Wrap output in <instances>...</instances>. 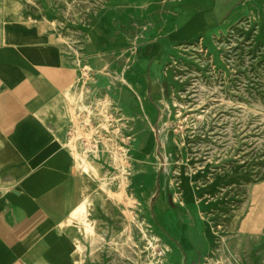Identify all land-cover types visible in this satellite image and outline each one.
<instances>
[{"label": "rangeland", "instance_id": "374dc122", "mask_svg": "<svg viewBox=\"0 0 264 264\" xmlns=\"http://www.w3.org/2000/svg\"><path fill=\"white\" fill-rule=\"evenodd\" d=\"M181 1L83 0L78 15L84 32L108 13L120 30L132 27L136 32L168 19ZM263 2H247L248 8L254 4L234 23L219 18L174 50L163 83L167 116L159 119L157 113L148 125L134 121L136 134L130 132L124 104L115 95L118 105L101 93L87 100L97 91L90 87L92 78L84 65L82 87L66 96L65 112L75 122L68 144L84 180L80 206L63 225L69 230L72 264H166L172 254L160 238L155 209L161 191L174 199L185 226L198 228L196 219H205L218 246L212 256L221 255L231 262L227 264L253 260L252 252L238 253L240 231L229 228V220L239 212L236 220L248 219L245 228L251 234L253 227H260L253 233L259 236L255 244L246 241L255 245L256 257L264 259ZM95 99L114 113L116 127L91 151L93 131L76 121L75 111L89 113ZM189 193L200 202H215L206 203L211 206L205 211L180 208L178 203ZM62 254L67 256V249Z\"/></svg>", "mask_w": 264, "mask_h": 264}, {"label": "crops", "instance_id": "0c3cea01", "mask_svg": "<svg viewBox=\"0 0 264 264\" xmlns=\"http://www.w3.org/2000/svg\"><path fill=\"white\" fill-rule=\"evenodd\" d=\"M253 1L184 0L168 19L136 32L132 27L120 30L108 13L84 32L78 15L83 0H0V264H72L69 230L63 225L80 206L84 180L68 144L75 122L65 112L66 96L82 87L84 65L89 67L90 87L97 91L87 100L101 93L116 101L115 95L124 104L130 132L136 134L134 121L148 125L157 113L159 119L167 116L163 83L174 50L219 18L234 23ZM121 76L145 82L144 95L121 82ZM92 146L96 151L100 144ZM185 198L178 206L197 211L215 202H200L194 193ZM175 204L164 191L155 203L160 238L172 254L165 263H231L210 254L218 246L205 219H196L198 228L185 226ZM236 216L229 228L240 231L238 253L252 252L250 264H264L253 245L259 238L253 233L260 227H253L251 234L245 228L248 219L238 223Z\"/></svg>", "mask_w": 264, "mask_h": 264}, {"label": "built area", "instance_id": "2783aa9c", "mask_svg": "<svg viewBox=\"0 0 264 264\" xmlns=\"http://www.w3.org/2000/svg\"><path fill=\"white\" fill-rule=\"evenodd\" d=\"M79 118L81 120L80 125L85 124V126H89L93 131L92 148L100 144L102 142L101 140L109 139L108 136L115 131L116 125L113 122L115 121L114 113L108 108H105L99 101L91 104L89 113L85 111L79 112ZM85 118L88 120L86 123H84ZM103 124H106V126H101Z\"/></svg>", "mask_w": 264, "mask_h": 264}, {"label": "bare ground", "instance_id": "6f19581e", "mask_svg": "<svg viewBox=\"0 0 264 264\" xmlns=\"http://www.w3.org/2000/svg\"><path fill=\"white\" fill-rule=\"evenodd\" d=\"M123 82L124 83H127L128 85H130L131 87H133V89L138 93L141 89H144L145 88V85H142V84H132L131 82H129V81H127V79L125 80V79H123ZM129 153H131L130 151H129ZM106 161V160H105ZM96 165H98L97 163H95ZM100 167H101V165H100ZM115 175V174H114ZM113 175V176H114ZM116 176V175H115ZM79 207V206H78ZM77 207V208H78ZM77 208H75V209H77ZM75 209H74V211H75ZM73 211V212H74ZM121 223V222H120ZM132 228V227H131ZM130 229V228H129ZM142 231V237H144V238H146L147 237V235L145 234V232L143 231V229L141 230ZM101 237V236H100ZM133 237V236H132ZM132 241H134V240H132ZM59 247V246H58ZM121 250H123V249H121ZM54 251V250H53ZM52 251V252H53ZM163 252V251H162ZM216 264V263H215Z\"/></svg>", "mask_w": 264, "mask_h": 264}]
</instances>
